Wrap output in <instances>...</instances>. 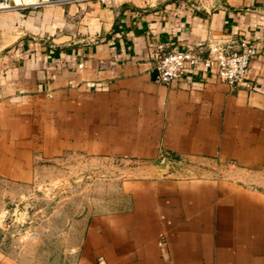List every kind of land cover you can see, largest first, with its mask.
Segmentation results:
<instances>
[{"label": "crops", "instance_id": "1", "mask_svg": "<svg viewBox=\"0 0 264 264\" xmlns=\"http://www.w3.org/2000/svg\"><path fill=\"white\" fill-rule=\"evenodd\" d=\"M240 38L264 46V0L0 12V200L64 154L116 157L135 167L114 201L75 221L70 264H264V54L251 89L203 69L162 84L151 62L158 42ZM24 256L0 249V264H31Z\"/></svg>", "mask_w": 264, "mask_h": 264}, {"label": "rangeland", "instance_id": "2", "mask_svg": "<svg viewBox=\"0 0 264 264\" xmlns=\"http://www.w3.org/2000/svg\"><path fill=\"white\" fill-rule=\"evenodd\" d=\"M133 167L71 153L40 164L27 191L10 188L0 200V249L31 264H70L80 233L75 221L114 201L118 180Z\"/></svg>", "mask_w": 264, "mask_h": 264}, {"label": "built area", "instance_id": "3", "mask_svg": "<svg viewBox=\"0 0 264 264\" xmlns=\"http://www.w3.org/2000/svg\"><path fill=\"white\" fill-rule=\"evenodd\" d=\"M51 1L0 0V12L36 8ZM98 1L105 3L107 0ZM259 54H264V46L258 47L253 40L246 38L233 39L229 43L208 42L184 49L158 42L154 47L151 62L156 71L155 80L162 84L178 80L186 72L195 73L203 69L232 87L245 86L251 89L253 84L247 80V72L251 61ZM85 84L90 88L97 87L94 82ZM47 96L51 97V93L48 92Z\"/></svg>", "mask_w": 264, "mask_h": 264}]
</instances>
